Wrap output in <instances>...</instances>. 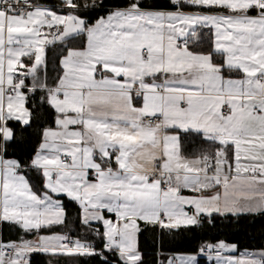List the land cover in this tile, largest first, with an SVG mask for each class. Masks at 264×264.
I'll use <instances>...</instances> for the list:
<instances>
[{"label": "snow or ice", "instance_id": "obj_1", "mask_svg": "<svg viewBox=\"0 0 264 264\" xmlns=\"http://www.w3.org/2000/svg\"><path fill=\"white\" fill-rule=\"evenodd\" d=\"M64 197L81 234L52 232ZM248 215H264V0H0V228L24 234L0 264H264L223 239L164 252Z\"/></svg>", "mask_w": 264, "mask_h": 264}, {"label": "trees", "instance_id": "obj_2", "mask_svg": "<svg viewBox=\"0 0 264 264\" xmlns=\"http://www.w3.org/2000/svg\"><path fill=\"white\" fill-rule=\"evenodd\" d=\"M42 4H57L59 0H39ZM90 2V0H89ZM107 3V0H106ZM103 13L97 12L94 15H102ZM53 55V52H49V57ZM49 78L55 76V72L52 71V65H49ZM185 142L186 150L189 147ZM195 146V145H193ZM33 182L35 181L34 174L32 175ZM62 203L65 205L67 210V225L65 228L63 226H54L52 232H62L69 231L75 236L82 233L79 223V207L75 202H70L66 197L62 198ZM43 233H49L47 231ZM24 234L17 229H11L9 227L0 228V240H19ZM34 235L24 236L25 239H30ZM225 240L229 243H237L239 245V252L244 249L249 251H258L260 248L264 247V215H248L240 218L239 223L233 221L231 223L221 222L217 219L214 227L205 224L204 227L194 228L191 231H182L175 240L166 243L164 246V252L166 254L171 253H187L191 254L197 252L199 246L204 243H215L218 240ZM139 243L142 249L147 253H151L153 246L151 244V234L144 233L139 238ZM151 255H146L145 259H151ZM50 257L42 255H34L32 258V264H48ZM53 264H82L83 258L81 260H76L71 257H52ZM201 264H207L204 262L206 260L201 257Z\"/></svg>", "mask_w": 264, "mask_h": 264}, {"label": "crops", "instance_id": "obj_3", "mask_svg": "<svg viewBox=\"0 0 264 264\" xmlns=\"http://www.w3.org/2000/svg\"><path fill=\"white\" fill-rule=\"evenodd\" d=\"M207 39V36H205V40ZM189 142H187L188 144ZM188 153H190L192 151V147H188L186 150ZM42 234H51V233H42ZM30 239H35V236L31 237ZM230 253H226L225 255H229ZM237 256H239L240 253H235ZM205 258V257H204ZM206 260H204L205 263L207 264H214V262H210L207 260V258H205ZM202 260H200V264H201Z\"/></svg>", "mask_w": 264, "mask_h": 264}, {"label": "built area", "instance_id": "obj_4", "mask_svg": "<svg viewBox=\"0 0 264 264\" xmlns=\"http://www.w3.org/2000/svg\"><path fill=\"white\" fill-rule=\"evenodd\" d=\"M201 257H205L206 258V256H203V255H201Z\"/></svg>", "mask_w": 264, "mask_h": 264}]
</instances>
